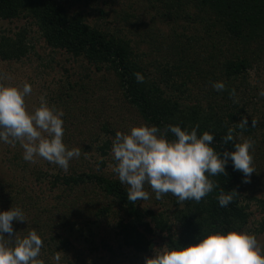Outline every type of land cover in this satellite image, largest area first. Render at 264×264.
<instances>
[{
  "label": "trees",
  "instance_id": "trees-1",
  "mask_svg": "<svg viewBox=\"0 0 264 264\" xmlns=\"http://www.w3.org/2000/svg\"><path fill=\"white\" fill-rule=\"evenodd\" d=\"M99 1L0 0V19L25 20L64 57L48 97L64 113V143L81 150L65 172L46 160L25 162L18 142L6 144L20 173L0 174V210L19 207L27 218L13 222L14 233L37 231L44 264H56L57 253L60 264H100L92 256L102 251L120 264H145L158 242L161 248L187 246L209 230L264 233V214L255 217L251 208L260 204L264 211V111L253 100L262 90L250 81L252 72L264 71V0H105L108 11ZM109 15L116 29L108 25ZM28 30L0 31V61L22 62L32 52ZM3 75L0 83L6 84ZM217 81L225 83L224 91L212 87ZM94 88L102 89L97 96ZM80 115L86 118L76 126ZM245 117L249 125L241 130ZM141 124L189 131L199 125L198 136L213 134L212 146L221 154L234 150V142L223 141L233 128L235 143L255 141L259 173L244 183L229 160L226 174L210 177L216 187L200 202H178L171 193L157 200L155 192L148 202H130L128 186L107 170V157L117 131ZM168 138L175 139L171 132ZM94 153L101 158L92 162L86 154ZM221 192L235 194L227 207L219 206ZM5 242L12 246L10 238Z\"/></svg>",
  "mask_w": 264,
  "mask_h": 264
},
{
  "label": "clouds",
  "instance_id": "clouds-1",
  "mask_svg": "<svg viewBox=\"0 0 264 264\" xmlns=\"http://www.w3.org/2000/svg\"><path fill=\"white\" fill-rule=\"evenodd\" d=\"M134 75L138 83L144 82L142 73ZM212 87L218 92L226 89L222 81L214 82ZM32 91L30 83H24L22 88L0 83V143L15 145L18 142L25 162L34 164L39 157L67 172L70 161L78 159L81 150L66 146L64 113L51 106L45 96L40 97V104L34 111L27 109L25 97ZM259 95L264 96V90ZM230 96H236L235 89ZM255 124L253 120L252 126ZM247 125L245 117L239 128L243 130ZM198 128L199 125L189 131L179 125L161 129L141 124L133 126L128 133L116 132L111 148L116 162L112 171L128 186L130 202L150 199L145 184L155 192L157 200L171 193L178 202H200L216 187L210 177L226 174L229 160L235 170L243 173V182H250L251 175L256 172L252 155L255 141L248 138L235 143V129L229 128L223 141L224 144L234 142V150L221 154L212 146L214 135L204 131L198 136ZM168 132L175 139H169ZM234 195L221 192L217 198L219 206L227 207ZM14 221L27 222L22 209L0 210V264H44L39 259L44 247L42 237L35 230L17 237ZM5 237L11 239L12 246H8ZM198 239V243L187 246L162 247L147 258L145 264H264V246L248 230H209L200 233ZM53 259L60 264L61 255L57 253Z\"/></svg>",
  "mask_w": 264,
  "mask_h": 264
},
{
  "label": "rangeland",
  "instance_id": "rangeland-1",
  "mask_svg": "<svg viewBox=\"0 0 264 264\" xmlns=\"http://www.w3.org/2000/svg\"><path fill=\"white\" fill-rule=\"evenodd\" d=\"M105 0H100L98 6L100 8L106 9L108 11V6L104 3ZM127 2L131 4L138 5L140 4V0H126ZM117 3V2H116ZM115 4V3H114ZM115 6V5H114ZM118 7V5H117ZM138 7V6H137ZM110 15L111 12H110ZM108 16V21L111 23L110 26H113V29H116V24L114 23L113 16ZM23 27H27L28 30V38L30 39V42L32 41L35 45L32 52L29 53V55L22 60V62H12L10 64L0 61V71L3 72V77L6 82V85H13L18 87H23L24 83H30L32 86V93L25 97L26 107L29 111H34L35 108H37L40 104V97L45 96L47 101L51 106H53V103L50 101L48 95H49V89L48 86L55 84L57 80L62 76L63 71H61L62 64L64 61V57L62 54L51 50L47 44L45 43L44 39L41 37V35L38 33L37 28L35 26H30L25 20H13V21H6L0 19V31L5 32H15ZM61 62V63H59ZM250 81L254 86L258 87V90H264V71L262 73L256 74L252 72V75L250 77ZM102 89L99 88V91L96 93L97 90L94 88L95 96L96 94H99ZM255 102H257V109L260 112L264 111V99H262L260 96L255 97L253 99ZM108 101V100H106ZM262 101V102H260ZM97 104V101L94 102ZM94 108L89 111V117L94 118ZM86 116L80 115L77 119H73L75 125L77 126L82 119H85ZM86 123L89 125L92 123L91 120H88ZM65 124V122H64ZM74 125V126H75ZM73 126V127H74ZM6 144L0 143V174L5 177L6 175L14 176V174H19V170L16 167V162L13 157H10L7 153H5ZM19 149L21 150L22 147L20 146ZM23 149L20 152V156H23ZM89 158L92 157L93 161L95 162L97 159H100L101 156L94 153L92 156L90 154H86ZM108 158V168L107 170L109 172L112 171V166L116 163L114 162L112 153L107 157ZM39 160H43L42 158L37 157V162ZM36 162V163H37ZM34 163V164H36ZM33 164V163H32ZM264 168V167H263ZM256 171V170H255ZM256 173V174H255ZM259 172H254L255 175H257ZM253 174V175H254ZM145 191L149 192L150 198L152 197L153 190L148 184H145ZM264 193V191H263ZM264 198V194L262 195ZM151 200V199H150ZM148 202V200H146ZM145 202V201H144ZM150 203V201H149ZM156 210H163V206L159 207L158 205H153ZM252 210L255 212V217H260L264 214V211L260 208V204L253 205ZM253 227V226H252ZM250 231V230H248ZM255 231V230H254ZM250 231V232H254ZM257 237V240L261 246H264V233L262 234H255ZM160 242H158V245L156 247V251H160L162 248L160 247ZM163 247V246H162ZM94 257L93 260L100 264H120L116 262V260L111 261L110 257L108 256V253L106 251H102L99 254L92 256ZM123 255H120L118 260H122ZM72 259H74V256H71ZM54 263L56 261L54 260ZM129 261L125 262L124 264H128Z\"/></svg>",
  "mask_w": 264,
  "mask_h": 264
}]
</instances>
